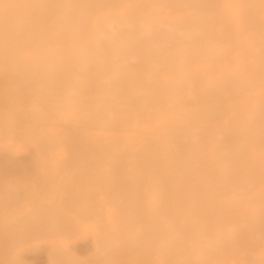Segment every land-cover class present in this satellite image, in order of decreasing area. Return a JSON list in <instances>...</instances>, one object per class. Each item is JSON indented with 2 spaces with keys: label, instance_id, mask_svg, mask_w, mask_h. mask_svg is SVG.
Returning <instances> with one entry per match:
<instances>
[{
  "label": "bare ground",
  "instance_id": "obj_1",
  "mask_svg": "<svg viewBox=\"0 0 264 264\" xmlns=\"http://www.w3.org/2000/svg\"><path fill=\"white\" fill-rule=\"evenodd\" d=\"M0 5V264H264V0Z\"/></svg>",
  "mask_w": 264,
  "mask_h": 264
},
{
  "label": "snow or ice",
  "instance_id": "obj_2",
  "mask_svg": "<svg viewBox=\"0 0 264 264\" xmlns=\"http://www.w3.org/2000/svg\"><path fill=\"white\" fill-rule=\"evenodd\" d=\"M2 7H10V5H0ZM59 7V5H57ZM262 73H264V62H262ZM260 160H261V167L264 169V131H262V142H261V149H260ZM157 264H176V262L172 261H159Z\"/></svg>",
  "mask_w": 264,
  "mask_h": 264
},
{
  "label": "rangeland",
  "instance_id": "obj_3",
  "mask_svg": "<svg viewBox=\"0 0 264 264\" xmlns=\"http://www.w3.org/2000/svg\"><path fill=\"white\" fill-rule=\"evenodd\" d=\"M50 253V251L48 250V251H46V254L48 255ZM41 259V260H40ZM39 260V261H38ZM42 261H43V263H45V264H47L48 263V259H46L45 260V258L43 259V258H39V259H37L36 261H35V264H36V262H37V264H39V263H42ZM45 261V262H44ZM39 262V263H38ZM42 263V264H43Z\"/></svg>",
  "mask_w": 264,
  "mask_h": 264
}]
</instances>
